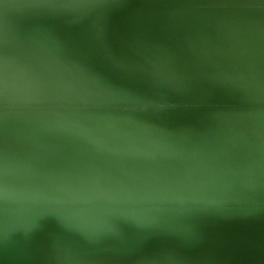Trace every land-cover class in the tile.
<instances>
[{"label": "water", "instance_id": "obj_1", "mask_svg": "<svg viewBox=\"0 0 264 264\" xmlns=\"http://www.w3.org/2000/svg\"><path fill=\"white\" fill-rule=\"evenodd\" d=\"M0 264H264V0H0Z\"/></svg>", "mask_w": 264, "mask_h": 264}]
</instances>
